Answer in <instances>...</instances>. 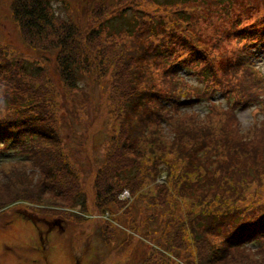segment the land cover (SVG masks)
<instances>
[{"label": "trees", "instance_id": "1", "mask_svg": "<svg viewBox=\"0 0 264 264\" xmlns=\"http://www.w3.org/2000/svg\"><path fill=\"white\" fill-rule=\"evenodd\" d=\"M203 1L147 0L149 5L169 4L177 7L169 12L172 21L178 24L172 28L161 18L156 19L135 10L144 4L143 0H107L86 7L84 13L89 14L87 26L76 20L56 18L52 0H11V13L26 43L34 51L53 55L55 81L47 80L45 67L32 66L30 62H24L22 66L17 62L9 64L0 58V87H4L2 83L8 81L9 85H16V89L21 92L20 95L17 93L9 97L7 91L0 90V152L10 153L30 166L33 160L36 164L33 163L32 168L44 165L51 174L52 170L55 174L58 164H53L50 156L45 155V163L37 157L47 151L46 148L43 150V144L48 140V134L36 125L45 122L47 113L55 106L65 112L67 95L80 89L83 78L92 84L102 85L110 95L113 112L122 118V127L121 146L118 148V145H113L114 151L106 156L104 165L98 170L95 185L98 199L104 200L106 204H126L120 200V195L128 190L131 197L138 198L137 201L146 202L149 208L153 206L157 216H164V222L159 223L162 232L175 228L181 239L186 237L190 240V243H186V250L192 257L190 264L235 263L239 258L247 262L250 254L254 253L252 245L256 246V252L263 251L264 209L259 216L255 214L248 226L249 221H245L243 214L246 211L253 214L252 205L222 208L230 204L233 198L225 196V193L233 190L232 194L237 193L241 185L250 179L262 180L264 160L259 159L258 149L242 139L231 150L230 141L224 138L220 141L217 139L211 147L207 137L213 132L208 126L188 132L186 128H180L176 134L178 149L175 153L169 152L173 159H168V153L164 151L159 155L151 152L154 156L145 158L140 147L141 140L149 141L147 134L153 127L170 125L183 116L187 119V125H195L200 114L187 109H192L202 101L211 103V113L227 115L237 123V110L259 105L261 112H264V100L260 96L264 93L258 83L260 78L255 75V64L250 62L251 50L258 47L261 40L249 38L250 35L245 33L248 40L245 41L246 46H242L236 38V58L228 64L222 76L216 73L213 63L220 56L218 49L223 38L217 39L216 50L198 51L194 46L197 42L190 45L183 36L180 46L193 52L187 58L178 53L176 41L179 40V30L193 22L191 12L197 11L192 6L190 9L195 10L190 11L189 4L199 6ZM223 2L216 0L218 5ZM102 13L106 15L102 16ZM236 25L233 23L232 27L236 28ZM261 35L264 39V33ZM194 38L199 37L194 35ZM146 63H149V67ZM187 68L189 70L186 71L203 85L200 88L202 93L195 91L196 87L190 85L187 77H179V72ZM148 69L149 75L163 71L161 86H150ZM6 71L11 75L9 79ZM16 74L21 80H17ZM46 83L52 86L54 92L49 96L45 94ZM217 94L225 100L226 106L213 101ZM57 97L62 99V106L55 104ZM254 126L256 129L257 124ZM125 127H129V131H125ZM190 132L202 137L201 145L204 148L193 149L188 146L184 136ZM204 149L206 153H203ZM183 160L186 161L185 166ZM161 162H164L168 171L166 181L156 185V197L145 199L136 195L135 189L145 184L151 172L157 173V176L162 174V170L157 168ZM250 164L254 166L252 169ZM24 169L31 170L27 166ZM194 174L197 176L196 181L192 180ZM99 184L104 185L103 191L99 189ZM239 194L245 198L244 192ZM73 201L76 202L74 207L81 205L85 211L87 201L82 193L79 192ZM156 201L159 203L156 204ZM253 201L256 203V200ZM160 204L161 208H158ZM157 216L153 213L151 219ZM229 227H232L233 232L223 233ZM206 237L218 242L214 254L208 255L203 249L205 245L210 251L213 250ZM194 240H197L199 247ZM166 246L168 252L172 251L173 245L168 243ZM256 252L254 254L259 255ZM252 264H264V260Z\"/></svg>", "mask_w": 264, "mask_h": 264}, {"label": "rangeland", "instance_id": "2", "mask_svg": "<svg viewBox=\"0 0 264 264\" xmlns=\"http://www.w3.org/2000/svg\"><path fill=\"white\" fill-rule=\"evenodd\" d=\"M104 1L107 0H52L53 12L58 19L76 20L87 26L89 14L84 13V9ZM143 1L144 4L135 10L156 19L161 18L169 27L178 26L169 14L177 7L169 4L149 5L147 0ZM10 2L11 0H0V58L9 64L17 62L22 66L25 65L24 62H30L32 66L45 67L47 80L55 81L53 55L41 54L30 48L11 13ZM190 6L196 7L197 11L191 12L193 22L179 30V40L176 41L179 54L187 58L193 52L180 46V38L183 36L190 45L197 42L194 46L198 51L216 50L217 39L223 38L218 49L220 56L213 63L216 73L222 76L228 64L236 58L235 39L238 38L240 44L246 46L248 37L244 34L248 33L249 38L261 40V44L252 49L251 53L264 77V39L261 35L264 33V0H224L221 5L216 0H204L199 6L190 3L188 9L193 11L195 9L191 10ZM104 15L106 13H102ZM238 18L240 20L237 22ZM233 23H237L236 28L232 27ZM194 35L199 38L195 39ZM146 64L149 67V63ZM186 70L189 69L181 70L179 75H187L190 85L196 87V92L202 93L200 88L203 85ZM147 73L150 86H161L163 71L149 75L148 69ZM5 74L8 79L11 77L8 71ZM17 80L21 79L18 77ZM25 83L28 84L21 82ZM49 83L45 84V94L48 96L54 93ZM2 84L5 86L0 87V90L7 91L9 97L17 93L20 95L16 85H9L8 81ZM34 84L37 85L35 81ZM80 86V89L67 95L65 112L55 106L47 113L45 122L36 125L48 134V140L43 144V150L46 148L47 151L37 157L45 163V155L50 156L52 163L58 164L55 174L53 170L51 174L44 165L32 168L33 160L30 161V166L20 162L18 157H12L10 153L0 152V264H190L192 257L186 250V243H190V240L186 237L181 239L175 228L162 232L159 223L164 222V216H157L153 206L149 208V205H145L146 202L137 201L138 198L131 197L128 190L120 195V200L126 204H106L104 200L98 199L95 187L98 170L104 165L106 156L114 151L113 145H118V148L121 146L122 118H118L113 112L106 87L92 84L85 78L81 80ZM260 96L264 100V94ZM213 101L226 106L220 94ZM54 102L61 104L58 106L63 105L62 99L58 97ZM210 105V102L202 101L192 109H187L200 114L195 125H187V119L183 116L170 125L153 127L147 134L149 141L141 140L140 143L145 158L154 156L151 152L159 155L164 151L168 153V159H173L169 152L175 153L178 149L176 134L180 128H186L188 132L208 126L213 132L207 137L211 141L209 146L212 147L217 139L220 141L224 138L230 141L229 147L233 150L235 143L247 140L248 144L258 149L259 159L264 160V112H261V106L237 110V123L227 115L211 113ZM124 129L129 131V127ZM184 137L189 147L204 148L200 135L190 132ZM203 153H206V149ZM182 164L185 166L186 161L183 160ZM26 166L31 170H25ZM250 167L252 169L254 166L250 164ZM157 168L162 170V174L157 176V173L151 172L145 184L135 189L136 195L145 199L156 197V185L166 181L168 171L164 162ZM192 176V180L196 181V174ZM262 177L261 181L250 179L242 184L235 194H232L234 190L225 193V196L233 198L230 199L231 205L225 204L222 209L252 205L253 214L247 211L243 214L250 226L255 214L259 216L264 209V175ZM99 189L103 191L104 185L99 184ZM79 192L87 201L85 211L81 205L74 207L76 202L73 198H77ZM241 192L245 193V198L239 194ZM238 199L240 200L237 201ZM157 203L159 202L156 201ZM158 208H161V204ZM153 213L157 216L155 219H151ZM232 232V227L223 231L225 234ZM206 239L213 250L210 251L205 245L203 249L211 255L217 250L218 242L210 237ZM196 241L193 242L199 247ZM168 243L173 245L169 252L166 249ZM252 246L255 253L256 246ZM254 253L250 254V260L246 258L247 262L239 258L238 262L224 261L222 264H252L264 260V247L263 251L256 252L259 255ZM216 255L219 256L217 253Z\"/></svg>", "mask_w": 264, "mask_h": 264}, {"label": "water", "instance_id": "3", "mask_svg": "<svg viewBox=\"0 0 264 264\" xmlns=\"http://www.w3.org/2000/svg\"><path fill=\"white\" fill-rule=\"evenodd\" d=\"M78 264H80V263H78Z\"/></svg>", "mask_w": 264, "mask_h": 264}]
</instances>
